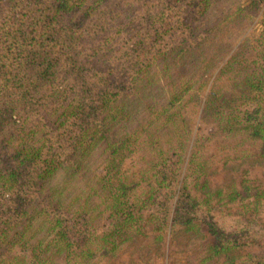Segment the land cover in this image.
<instances>
[{
	"label": "trees",
	"instance_id": "obj_1",
	"mask_svg": "<svg viewBox=\"0 0 264 264\" xmlns=\"http://www.w3.org/2000/svg\"><path fill=\"white\" fill-rule=\"evenodd\" d=\"M86 1L0 0V264H88L90 250L82 237L87 231L83 214L89 210L88 201L85 198L70 211L69 203L78 195L69 203L60 198L68 180L54 187H48V183L61 165H71L68 162H75L68 176L80 167L87 168L84 158L89 157L95 147L93 144L99 140L106 141L102 148L104 173L97 179L101 192L100 212L105 213L110 225V229L101 234L102 243L107 245L102 247L105 252L114 251L132 232L143 236L148 228L159 233L168 224L169 228L176 223L184 229L196 225L194 205L199 202L188 192L184 179L179 180L175 159L169 154L175 151L173 145L165 146L186 141L183 131H177L182 129L179 123H174L172 118L180 114L177 110L170 114L166 111L172 106L171 98L177 97V89L171 87V97L156 111L155 119L160 115L162 120L152 133L145 130L150 120L143 126L137 123L115 142L106 140L105 131L109 123L108 130L118 119L124 118L126 122L132 119L133 110L126 109L119 100L127 95L137 100L144 95L139 84L145 87L147 80L142 82V78L151 75L161 79L160 68H165V64L157 65V60H165L171 51L166 46L165 33L170 31L168 37L192 35L194 29L179 22L181 1L161 0L157 7L155 0L151 9L146 8L150 0H139L145 7L141 16L149 13L147 15L163 22L153 28L152 47L149 42L138 47L134 41L131 49L123 50L126 56L121 62L114 64L111 61L115 59H112L107 65L87 63L84 66L79 60L86 64L91 57L78 54L76 39L92 25L83 20L85 15L89 19V12L80 14ZM122 1L100 0L102 5L97 12L101 16H97L112 20ZM210 1L218 0H200L199 3L204 2L207 7ZM233 9L241 16L244 15L241 12L252 7ZM260 17L258 39L254 45L247 43L251 49L249 55L242 58L241 49H234L215 75L216 80L218 75L227 73L225 79L229 84L220 86L219 90L208 88L200 112L209 116L220 132L262 143L264 150V6ZM213 46L220 47L221 43ZM186 51L188 49L183 52ZM214 51L209 47L205 51L201 49L196 56L199 70L212 62ZM116 76H123L126 85ZM240 105L245 109L237 108ZM137 125L139 128L134 130ZM169 126L174 141L158 133L159 129ZM133 143L146 145L148 155L135 182L119 173L125 157L137 148ZM73 153L79 158L77 161L72 160ZM176 188L169 222L168 209L164 206L169 205ZM138 190L142 193L141 201L134 195ZM21 222L33 223L35 233L43 231L52 235L51 244L41 238L26 257L23 254L7 257L5 252L1 253L5 250L2 248L6 243L18 244L23 233L14 232L11 237L10 231ZM208 223L209 233L216 239L210 252L219 254L226 244L218 238L217 227ZM243 244L256 246L257 243ZM261 248L260 253L250 252L244 264H264V244Z\"/></svg>",
	"mask_w": 264,
	"mask_h": 264
},
{
	"label": "rangeland",
	"instance_id": "obj_2",
	"mask_svg": "<svg viewBox=\"0 0 264 264\" xmlns=\"http://www.w3.org/2000/svg\"><path fill=\"white\" fill-rule=\"evenodd\" d=\"M160 1L156 0L157 7L160 6ZM178 1H181L178 10L179 22L191 26L194 29L193 36L178 34L175 37H168L170 31L165 33L166 46L171 51H168L170 55L167 54L165 60H157V65L165 64V68H160L163 74L161 79L157 80L151 75L142 78V82L147 80L145 87L142 83L139 84L144 95H140L137 100L131 95L119 100L126 109L133 110L131 111L132 119L128 122L124 118L118 119L110 130H108L109 123L105 131H107L106 140L115 142L133 129L137 123L143 126L150 120L145 130L152 133L162 120L160 115L157 116L158 120L155 119L156 111L165 99L171 97V87L177 89V97L171 98L172 106L166 111L170 114L177 110L176 112L180 114V116L173 115L172 118L174 123L178 122L179 128L183 129H177V131H183L182 136L186 138V141L167 143L165 146L173 145L175 151L169 154L172 160L175 159L179 180L184 179L188 192L199 202L194 205L193 221L196 225L191 229H184L176 223L169 228L168 224L165 230L159 232L161 236H158L159 233L153 228H148L143 236L132 232L125 240L118 243V248L114 251L105 252L102 247L107 245L102 243L101 234L107 232L110 225L105 219V213L100 212L101 192L100 182L97 179L104 173L102 148L106 141L99 140L93 144L95 147L89 153V157L84 158L83 163H87V168L80 167L72 176H68V172L73 170L72 165L75 163L68 162L71 165L69 167L61 165L48 183V187H54L59 186L65 179L68 180V185H63L60 198L64 199V203H69L75 195H78L73 203H69L70 211L84 202L85 198L88 201L89 210L83 214L86 218L84 223L87 231L82 234L86 248L89 247L90 250L88 264H244L250 252L258 253L262 249L261 245L264 244L262 143L248 142L243 136L222 133L216 125H213L209 116L200 112L208 88L219 90L220 86L225 87V84H229V81L225 79L227 73L218 75L216 80L215 75L234 49H241L242 58L249 55L251 49L247 43L254 45L258 39L260 12L264 6V0H253V2L251 0H218L208 2L207 7L204 2L199 3L200 0ZM148 4L149 7L146 6V8L153 9L155 0H150ZM100 5H102L100 0H88L82 6V10L80 9V14L82 11L91 14L89 19H87L88 15H85L83 20L89 21L92 25L88 31L82 32L76 39L79 44L78 54L91 57H88L90 61L86 64L82 59L79 63L84 66L87 63L101 66L115 59L111 62L116 64L125 58L123 50L131 49L134 41H137L135 45L138 47L143 46L144 42L145 44L149 42V46L152 47L153 28L163 22L158 17L152 18V15H147L149 13L144 17L141 16L145 7L139 0L122 1L117 7V9L120 8L119 12H115L112 20L97 16V14L101 16L97 12L100 10ZM249 5L252 9L241 12L244 15L238 16L233 12L236 6ZM182 10L184 11L181 13ZM107 36L108 38L104 39ZM195 38L198 39L194 40ZM189 41L193 43L189 44ZM241 41L243 43H240ZM110 42L113 44L111 45ZM216 42L221 43V46H213ZM207 47L212 51L215 50L213 60L208 66L205 65L206 68L199 70L196 56L201 53V49L205 51ZM186 49L188 51L183 52ZM81 72L83 73L84 70ZM116 78L122 85H126L123 76H116ZM237 108L241 111L245 109L243 105ZM138 125L134 130L139 128ZM171 130L169 126L157 132L174 141L170 135ZM130 146L132 147V144ZM136 147L125 157L119 168L121 175L129 177L134 182L137 176L140 177L138 173L141 164L148 157L146 145L137 144ZM73 154L72 160L77 161L79 158L75 153ZM177 188L169 205L168 203L166 206L163 205L168 209V216L172 213ZM134 195L141 201L140 190ZM230 195L232 199H229ZM145 213L148 212L145 211ZM168 220L170 222V216ZM36 221L37 219H35V225ZM208 222L217 227L218 238L226 244L219 254L210 252L209 248L216 239L209 233L210 223ZM31 225L21 222L18 227L13 228L10 231L11 237L14 236V232H22L21 239L17 245L4 244L2 249L5 250L1 253L5 252L7 257L22 256V254L26 257L31 251L29 249L32 246L35 247L39 239L42 238L47 242L52 239V235H46L43 231L35 233V225ZM245 230L247 233H244ZM244 242L257 244L247 246L243 244ZM25 264L28 263L25 262Z\"/></svg>",
	"mask_w": 264,
	"mask_h": 264
}]
</instances>
